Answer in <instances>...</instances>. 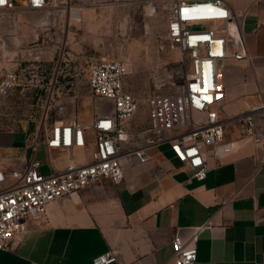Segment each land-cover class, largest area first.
<instances>
[{"label": "crops", "instance_id": "obj_1", "mask_svg": "<svg viewBox=\"0 0 264 264\" xmlns=\"http://www.w3.org/2000/svg\"><path fill=\"white\" fill-rule=\"evenodd\" d=\"M113 1L71 0L72 11L48 14L67 20V43L71 18L83 20L86 27L97 23L96 11L75 7L77 4ZM228 1L239 11L250 6L245 27L249 56L224 60L225 116L246 112L264 96V0ZM16 2L22 6L26 0ZM48 14L40 10L15 14L11 16L16 20L14 28L3 31L0 26V36L10 35L14 41L15 35L26 29L19 36L32 41L37 51L44 48V59ZM166 25L167 19L165 31ZM141 59L152 64L156 54ZM3 61L1 56L0 66L9 63ZM127 76L125 86L130 88ZM93 116L86 110L79 118L89 121ZM256 132L259 140L241 142L221 161L209 152L203 179L194 177L193 171L175 158L169 143L151 146V159L146 163L133 155L122 156L125 176L120 182L103 179L51 203L47 216L28 221L27 230L16 236L12 248H0V264H93L95 256L110 249L117 252V260L110 264H171L173 236L188 240L194 227L203 225L195 264H264V113L256 118ZM34 136L35 127L29 122L0 128V171L5 176L33 158L40 160L46 174L66 166L68 151L48 150L44 143L38 146L46 149L47 160L37 158ZM93 147L88 143L76 148L74 154L83 160Z\"/></svg>", "mask_w": 264, "mask_h": 264}, {"label": "built area", "instance_id": "obj_2", "mask_svg": "<svg viewBox=\"0 0 264 264\" xmlns=\"http://www.w3.org/2000/svg\"><path fill=\"white\" fill-rule=\"evenodd\" d=\"M149 2V14L156 13L160 5L166 13V38L158 49L178 52L180 62L186 67L181 89L149 94L145 100L147 120H137L139 129L134 131L131 121L140 100L125 86V77L129 73L127 62L119 57H91L86 68L87 85L111 107L96 111L89 121L76 116L51 123L43 120L42 131L35 132L32 138L33 148L36 150L39 143H44L48 150H67L69 159L63 169L46 174L41 170L40 160L33 158L22 169H12L7 176L0 171L1 249L12 248L16 236L27 230L28 221L47 216L54 201L103 179L120 182L125 176L120 161L124 155H133L138 162L146 163L151 159V146L169 143L175 158L192 170L194 177L203 179L208 170L209 152L221 161L241 142L260 139L256 118L264 113V96L261 95L260 102L243 113L225 116L223 107L224 60L249 56L245 27L250 6L239 11L233 9L228 0ZM68 5H72L71 0H26L22 6L16 0H0V13L15 15ZM257 28L256 24L252 32L256 33ZM46 51L51 53L48 48ZM43 53L44 48L33 57L36 66L45 64ZM33 58L22 54L21 61L27 63ZM19 63L1 66V72L5 68L0 74V105L17 82L26 76L28 64ZM52 74L49 78L51 91L40 97L43 108L46 99L50 102L59 82V75ZM88 143L94 144L93 149L83 160H78L74 150L84 148ZM205 226L194 227L188 240L179 234L173 236L171 264H195L198 257L196 242ZM116 260L117 252L110 249L95 256L93 264H110Z\"/></svg>", "mask_w": 264, "mask_h": 264}, {"label": "rangeland", "instance_id": "obj_3", "mask_svg": "<svg viewBox=\"0 0 264 264\" xmlns=\"http://www.w3.org/2000/svg\"><path fill=\"white\" fill-rule=\"evenodd\" d=\"M149 5L150 2L138 0L77 4L75 7L82 6L84 10L96 11L97 23L93 27H86L83 20L71 18L70 41L67 43L65 42L67 20L51 18L48 13L58 10L72 11V5L45 10L48 14L45 19L46 46L51 53L43 57L42 62L45 64L41 66H36L37 61L33 58L38 51H33L35 49L31 46L32 41L26 42L19 36L26 29L22 28L15 35L14 41L10 35H1L0 57L4 58L3 62L28 64L29 69L25 78L17 82L0 105V128L29 122L33 124L37 133L42 131L43 120L45 123H51L72 116L84 117L86 110L91 116L96 111L108 110L111 105L107 100L99 99L93 94L86 82L87 62L91 57L99 56L119 57L127 62L129 68L127 84L131 88L128 89L140 100L139 109L131 121L132 129L138 130L139 126L135 121L147 120L146 97L153 92L181 89L186 70L180 62L178 52H161L158 49L159 44L166 38L164 27L166 13L160 5L156 13L149 14ZM11 16L13 14L0 13V26L3 27V31L5 28H14L16 20ZM60 22L62 24H59ZM22 54L33 59L24 63L21 61ZM154 54H156L154 63L142 62V57L146 59ZM4 68L1 72L0 66V74ZM52 73L59 75V82L54 88L50 102L46 99L43 108L40 97L51 91L49 78ZM41 77L43 79L38 81L37 79ZM42 157L44 161L47 160L46 149L40 145L37 149V158Z\"/></svg>", "mask_w": 264, "mask_h": 264}, {"label": "bare ground", "instance_id": "obj_4", "mask_svg": "<svg viewBox=\"0 0 264 264\" xmlns=\"http://www.w3.org/2000/svg\"><path fill=\"white\" fill-rule=\"evenodd\" d=\"M150 10H151V8H150Z\"/></svg>", "mask_w": 264, "mask_h": 264}]
</instances>
